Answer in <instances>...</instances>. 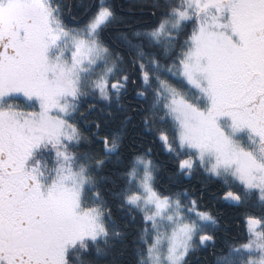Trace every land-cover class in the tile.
<instances>
[{
	"label": "snow or ice",
	"instance_id": "obj_1",
	"mask_svg": "<svg viewBox=\"0 0 264 264\" xmlns=\"http://www.w3.org/2000/svg\"><path fill=\"white\" fill-rule=\"evenodd\" d=\"M0 264H264V0H0Z\"/></svg>",
	"mask_w": 264,
	"mask_h": 264
},
{
	"label": "trees",
	"instance_id": "obj_2",
	"mask_svg": "<svg viewBox=\"0 0 264 264\" xmlns=\"http://www.w3.org/2000/svg\"><path fill=\"white\" fill-rule=\"evenodd\" d=\"M118 3H123L124 0H117ZM221 223H228L230 228L234 226V217L233 215L227 210H224V216L221 219ZM211 260V256H209V261Z\"/></svg>",
	"mask_w": 264,
	"mask_h": 264
}]
</instances>
